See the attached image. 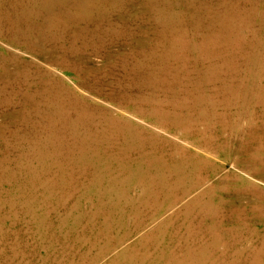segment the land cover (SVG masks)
I'll use <instances>...</instances> for the list:
<instances>
[{"label": "rangeland", "instance_id": "1", "mask_svg": "<svg viewBox=\"0 0 264 264\" xmlns=\"http://www.w3.org/2000/svg\"><path fill=\"white\" fill-rule=\"evenodd\" d=\"M81 1L0 0V264H264V0Z\"/></svg>", "mask_w": 264, "mask_h": 264}, {"label": "bare ground", "instance_id": "2", "mask_svg": "<svg viewBox=\"0 0 264 264\" xmlns=\"http://www.w3.org/2000/svg\"><path fill=\"white\" fill-rule=\"evenodd\" d=\"M69 0H56V3L53 4L52 0H46L45 4L50 10H48L50 13H58L59 10L56 9V6H58L59 4H63V3H68ZM81 5L84 7V2L80 0ZM42 5V4H41ZM102 5V4H101ZM124 6V5H123ZM119 8V7H118ZM122 8V7H121ZM73 11V15L72 17H76L78 16L80 13H82L85 10H72ZM96 12V11H95ZM149 12V11H147ZM122 13V12H121ZM117 14V13H116ZM127 14V13H126ZM116 16V15H115ZM71 17V16H69ZM106 17V16H105ZM112 17V16H111ZM117 18V17H116ZM94 19V18H93ZM96 19V18H95ZM98 19V18H97ZM120 19V18H119ZM113 21V20H111ZM123 21V20H122ZM128 21H132V20H128ZM81 22V21H80ZM89 22V21H88ZM156 22V21H155ZM85 23V22H84ZM91 23V22H90ZM161 24V23H160ZM88 25V24H87ZM93 25V24H92ZM98 26V25H97ZM95 27V26H94ZM80 28V27H79ZM83 28V27H82ZM81 28V29H82ZM84 29V28H83ZM75 31V30H74ZM75 36V35H74ZM151 36V35H149ZM154 36V35H153ZM102 40V39H101ZM147 42V41H146ZM81 43V41H80ZM82 44V43H81ZM80 44V45H81ZM85 45V44H84ZM155 49V48H153ZM110 55V54H109ZM108 55V56H109ZM174 52H170L168 55V58H173ZM103 63V61H101ZM100 62V63H101ZM112 62V60H111ZM170 61H168L167 63H169ZM182 66V65H181ZM183 69V67H182ZM209 73L211 72V69H208ZM157 73V72H156ZM246 98V97H245ZM248 101V100H246ZM180 120H184L183 118L179 117ZM215 122V121H214ZM86 128V133L85 135H83V137H76L74 138L73 144L69 147L68 149V153L69 154H75V156H78V159L80 161H82V164H79L81 166H85L86 164L83 163V160L86 159V154L92 155L91 153H94L92 145H95L98 149V153L99 154H103V153H114L115 155H117L119 158H125L126 155L129 156V154L127 153V150H135L134 152H136V155H138L135 160L133 161L134 163V168L136 170H139L140 172L149 170V166L146 163H149V161H156V158H158V156L156 154H153L154 152L150 149H148L147 147H145L144 145L141 144H136V143H131L128 141H121L119 139H117L116 137L114 138H110L109 141H105L104 139H107V137H105V134H101L98 135L97 133H95V135L92 136L91 133V125L90 124H86L85 125ZM166 138V137H165ZM179 145V144H178ZM184 147V146H183ZM212 149V148H210ZM224 151V150H223ZM226 151V150H225ZM224 151V152H225ZM214 153V152H213ZM222 153V152H221ZM198 155V153H197ZM201 155V154H200ZM93 156V155H92ZM219 156V155H218ZM130 157V156H129ZM130 158H125V160H129ZM208 159V157H207ZM132 161V159H130ZM132 163V164H133ZM103 166L102 168H106L108 166L107 162H103L102 163ZM132 164L129 165L127 162L125 163H120V162H113L111 167L112 168H119V170L125 169L130 171L132 169ZM144 169V170H143ZM207 179V178H206ZM214 179V178H213ZM208 183V182H207ZM139 185V184H138ZM205 186V185H204ZM197 192V191H196ZM190 196V195H189ZM183 202V201H182ZM178 206V205H177ZM166 214V213H165ZM162 216V215H161ZM177 219V218H176ZM177 223V222H176ZM220 229V228H219ZM144 230V229H143ZM194 232V231H193ZM201 232V231H200ZM223 234V233H222ZM198 242V241H197ZM149 243V242H148Z\"/></svg>", "mask_w": 264, "mask_h": 264}]
</instances>
